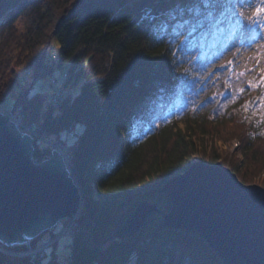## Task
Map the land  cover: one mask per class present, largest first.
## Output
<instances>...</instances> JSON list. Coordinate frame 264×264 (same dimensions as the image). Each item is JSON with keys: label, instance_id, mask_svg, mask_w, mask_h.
<instances>
[{"label": "trees", "instance_id": "16d2710c", "mask_svg": "<svg viewBox=\"0 0 264 264\" xmlns=\"http://www.w3.org/2000/svg\"><path fill=\"white\" fill-rule=\"evenodd\" d=\"M245 1L213 0L210 16L172 19L167 0H0V93L7 89L11 99L32 102L36 80L48 82L56 68L70 67L74 81L88 83L84 100H69L52 126L70 132L77 123L83 130L67 158L81 197L71 264H126L129 253L138 264H225L196 231L165 228L160 215L130 239L103 241L141 201L166 212L160 189L192 156L264 187V63L238 85L229 75L209 84L210 68L245 24ZM176 2L193 6L194 0ZM174 29L191 32L177 59L167 54ZM28 68L31 79L19 89L17 78ZM232 139L240 160L216 146ZM50 154L39 156L33 147L32 159ZM0 264L14 262L0 254Z\"/></svg>", "mask_w": 264, "mask_h": 264}, {"label": "water", "instance_id": "95a60500", "mask_svg": "<svg viewBox=\"0 0 264 264\" xmlns=\"http://www.w3.org/2000/svg\"><path fill=\"white\" fill-rule=\"evenodd\" d=\"M32 151L7 116L0 121V238L6 241L45 215L73 217L81 206L63 157L51 153L36 163ZM160 193L166 212L141 201L104 243L130 239L160 215L165 228L196 231L225 264H264V187L242 183L218 162L195 161Z\"/></svg>", "mask_w": 264, "mask_h": 264}, {"label": "snow or ice", "instance_id": "6c2138e0", "mask_svg": "<svg viewBox=\"0 0 264 264\" xmlns=\"http://www.w3.org/2000/svg\"><path fill=\"white\" fill-rule=\"evenodd\" d=\"M167 2L173 4V7L164 11L169 13L172 19H176L177 13L199 16L204 12L210 16L209 9L213 0H194L193 6H179L176 0ZM261 12H264V9H257L256 15ZM155 18L152 17L153 20ZM187 23L188 21H184V24ZM180 26L183 27V24ZM163 31H167V22L163 26ZM190 35L191 32L189 36H184L182 32H176L174 29L173 35L168 38L167 54L177 59L176 53L180 48L191 44ZM182 36L183 39L180 38ZM190 60L191 53L184 62ZM169 71L174 73L175 69L170 67ZM260 71L261 82L264 83V69ZM249 86H252L251 83ZM87 87V80H73L71 69L68 67L34 89L32 102L11 99L5 89L0 93V121L7 116L18 136L24 139L30 148L34 147L39 156L53 153L67 159L79 146L83 130L77 123H73L71 131L67 133L55 132L52 126L59 123L56 114L64 113V106L69 100L73 102L84 100ZM77 235V225L71 216L45 215L15 239L6 241L0 238V254H8L14 264H71ZM126 264H138L137 254L129 253Z\"/></svg>", "mask_w": 264, "mask_h": 264}, {"label": "rangeland", "instance_id": "374dc122", "mask_svg": "<svg viewBox=\"0 0 264 264\" xmlns=\"http://www.w3.org/2000/svg\"><path fill=\"white\" fill-rule=\"evenodd\" d=\"M262 8L264 9V0H248L244 2L242 11L245 17V27L241 29L240 38L235 37L233 42L231 41V43L228 45L227 50L224 52V54H222L221 58L218 59L215 63H213L212 67L210 68V70L212 71V75L210 76V83H209L210 87L217 84L219 79H222L227 75L233 77L232 81L234 86L243 83L251 78L252 74L256 71L259 65L264 63V23L260 27L259 33L256 34L254 37H252V32H253L252 28H255L253 26L255 22L254 20L255 14L257 12V9H262ZM263 18L264 16L262 17V19ZM240 40H242L241 43H239ZM48 43L49 45H51L52 43L51 39H48ZM51 54H52L51 56L52 63L55 67L57 65V58L55 53H51ZM231 56H234L232 63H230L232 64V67L225 66L224 63L227 64L228 58ZM61 72H62L61 70L56 68L54 70V73L53 74L51 73L47 77L48 81L53 79L58 73ZM36 78H34L33 80H35ZM30 79H31V71L30 68H28L26 70H23L19 74V79L17 78L18 82H16L15 86L17 87L19 86V89L25 88L27 86V83H29ZM45 82H47L45 77L37 79L35 83V88H39L41 84ZM178 127L181 129V132H183L184 123L183 122L178 123ZM216 146L218 147V149H221L223 151H228L229 153H236L239 160L241 159V155L239 152L240 148L238 142L235 139L226 142V144H223L222 141H218ZM63 160L69 171L70 174L69 176L72 178L73 183L79 190L77 180L75 176H73L74 174L69 165L68 159L63 158ZM195 161L198 160H196L195 156H192L190 160V164ZM94 199H97V196L94 195ZM76 216H77L76 214L73 216L74 220ZM3 255L9 256L8 254H3Z\"/></svg>", "mask_w": 264, "mask_h": 264}, {"label": "built area", "instance_id": "2783aa9c", "mask_svg": "<svg viewBox=\"0 0 264 264\" xmlns=\"http://www.w3.org/2000/svg\"><path fill=\"white\" fill-rule=\"evenodd\" d=\"M7 111V110H6Z\"/></svg>", "mask_w": 264, "mask_h": 264}]
</instances>
